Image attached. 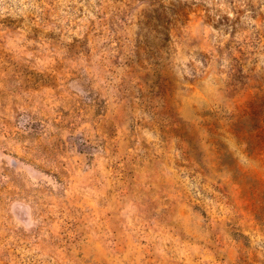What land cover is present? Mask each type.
<instances>
[{
    "label": "rangeland",
    "instance_id": "374dc122",
    "mask_svg": "<svg viewBox=\"0 0 264 264\" xmlns=\"http://www.w3.org/2000/svg\"><path fill=\"white\" fill-rule=\"evenodd\" d=\"M0 264H264V0H0Z\"/></svg>",
    "mask_w": 264,
    "mask_h": 264
}]
</instances>
